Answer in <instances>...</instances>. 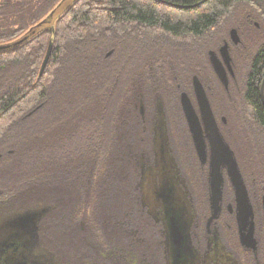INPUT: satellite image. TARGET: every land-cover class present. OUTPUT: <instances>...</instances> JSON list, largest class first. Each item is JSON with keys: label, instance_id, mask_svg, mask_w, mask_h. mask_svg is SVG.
<instances>
[{"label": "trees", "instance_id": "1", "mask_svg": "<svg viewBox=\"0 0 264 264\" xmlns=\"http://www.w3.org/2000/svg\"><path fill=\"white\" fill-rule=\"evenodd\" d=\"M229 22L250 38L229 107L238 128L248 123L244 163L264 192V0H0V219L44 211L40 246L62 258L80 247L143 252L136 238L153 237L156 227L139 201L142 158L152 162L140 109L153 114L143 98L160 93L154 67L170 65L154 64L138 42L105 64L95 46L208 34L217 45Z\"/></svg>", "mask_w": 264, "mask_h": 264}, {"label": "flooded vegetation", "instance_id": "2", "mask_svg": "<svg viewBox=\"0 0 264 264\" xmlns=\"http://www.w3.org/2000/svg\"><path fill=\"white\" fill-rule=\"evenodd\" d=\"M226 43L228 45L229 57L231 59L230 65L233 73L231 75L226 72L228 84L226 88L223 87L224 90L229 89L231 82H233L235 78L234 64L230 56V46L228 42H223V45ZM219 49L217 52H214L221 61ZM208 53L209 51L207 52V59ZM214 76L216 77L215 74ZM216 80L218 81L217 77ZM202 87L204 89L203 85ZM204 91L206 94L205 89ZM182 92H180L177 97L173 95L176 98L172 99L173 102L170 106V111L172 109L174 111L173 113L171 112V116H173V119L176 121L174 122L175 124H172L171 128H177L178 131V136H175L174 143H171V145H168L167 136L164 134L166 125L164 120H162V118H164V113L159 95L147 94L143 98V100L151 101L149 107L152 106L154 110L152 115L148 114L151 116H145L143 108L140 109V119L143 124L142 128H151V141L148 149L150 150L152 162L148 163V158L145 157V159L142 158V163L143 165H150V168H155L161 159L160 155L163 160L166 161L162 169L159 167L156 168L159 172L161 171L160 189L163 191L159 195L162 201H157L155 205L158 207L156 211L149 210L150 207L144 198L142 182L146 176L143 170L141 171L142 175L138 184L141 212L148 219V223L152 227H156L152 232L154 235L153 237H149L148 233H146L145 236L139 239L136 238V241H139L140 245H143H141V248L144 251H140L133 256L132 253L128 251V248L122 249L115 247L107 252L93 251L85 253V249L80 247L82 250L77 254H66L63 258L58 257L48 250H43L40 246L38 239V222L41 216L28 228L30 236L34 237L36 240V246L38 247L36 249L42 250L47 255H50L53 259L51 260L56 264H169L168 261H170V258L166 257V247H169V250L174 253V255H172L173 262L171 264H264V197L261 196V193L264 192L258 184L260 177L257 175V171L254 170V191L249 192L243 170L237 162L236 155L230 148L229 143L223 136L220 124L208 100L218 132L224 142L232 150L246 187L253 211L252 238L246 240L245 233H240L239 231L236 221L234 193L226 176L225 168L221 169L223 183L222 200L220 202L219 211L216 219L210 221V152L208 141L205 139L206 158L204 162H201L196 154L191 135L182 113L179 100ZM187 95L196 113L199 114L193 95L192 79L191 94ZM159 133L161 134L159 137L161 141L158 140ZM177 154L178 157H176ZM174 179L176 180L175 183ZM184 213L187 218H184ZM183 224L186 226L184 232L182 230ZM217 246L226 253L225 256L209 255L210 252L216 251ZM17 247V243L11 241L8 248L17 250ZM187 247L191 249L193 256L184 253V249ZM0 252L2 255L5 254L4 248H1ZM4 262L5 260L1 258L0 264H32L24 259H16L10 263Z\"/></svg>", "mask_w": 264, "mask_h": 264}, {"label": "rangeland", "instance_id": "3", "mask_svg": "<svg viewBox=\"0 0 264 264\" xmlns=\"http://www.w3.org/2000/svg\"><path fill=\"white\" fill-rule=\"evenodd\" d=\"M231 29L237 31L238 37L240 39V44L237 46H233L231 43L229 37V31ZM226 30L227 31L220 37L222 43L217 45L214 42H209V40H211L210 37L212 36L211 34H208L203 38L202 41L199 42H193L191 40L184 41L182 43H174L162 37L140 38L138 40H136V38H117L116 40H113V42L107 43L104 46L100 43H97V45L95 43L96 46H94L100 51V55H104V59L107 58L105 60V64H113L117 62L125 54L129 53L130 48L128 46H132L131 44L134 45L138 42V47L147 53L148 58L155 60L153 62L154 64H157L159 59H165L164 62H167V64L170 65L169 69L166 70V68L159 69V67H154L155 65L151 64V67H154L152 75L155 76L154 80L158 85L157 88H154V91L156 90L155 92H157V89L160 90L158 95L163 108L164 118H162V120H164L166 125L164 134L167 136L168 145H171V143L173 144L175 136H178L177 128H171L172 124H175L174 122H176L175 119H173V116H171V112H174L173 109L170 111V106L173 102L172 99H175L182 91L186 92L187 94H191V79L193 76H197L198 80L202 83L204 89L206 90L207 98L212 106L215 117L220 124L223 136L229 143L230 148L236 155L237 162L240 164L243 170V175L249 192H253L255 183L254 169H248V166L244 163L243 156V151H246L244 149H248L249 152L248 145L252 134L249 131L250 128L248 123L245 124V121L243 124L246 128H238L237 124L239 123L235 117L231 115L229 107L230 102L236 101L235 97L237 96V92L241 86L243 75L245 72H247V58L249 53L245 45L250 42V38L241 34V32L232 25V22L228 23ZM205 41H208L209 43L203 45L202 43ZM223 42H228L230 46V56L234 64L235 71L234 81L231 82V86H229L228 90H224L221 83L216 80V77L209 67L207 59V52H217L218 49L223 45ZM94 46L92 47L93 50L95 48ZM74 49V46L69 47L68 50L66 49V57H64L65 61L66 59H70V57L73 55V53L71 55V52H73ZM173 63L177 67L174 68L172 66ZM173 95H176V97ZM235 105H237V103H235ZM239 118H242V116L240 115ZM158 135V140L161 141L159 138L161 134L159 133ZM160 157L161 159L155 168H150V165H142L143 173L146 176L142 182L144 198L150 207L149 210L154 211L158 209V207L155 206L157 201H162L159 197L161 192H163L160 189L161 171L159 172V170H156V168L159 167L162 169L164 167L163 164H165L166 161L163 160L161 155ZM176 157H178V154ZM183 215L184 218H187L185 213ZM14 220L6 222L0 219V250L1 248H4L5 250V254L3 255L0 252V259L3 258L5 260L4 263H10L16 259H24L31 262L32 264H56L54 261H52L53 259L50 255H47L42 250L36 249L38 248L36 246V240L34 237L30 236L28 232L30 225H27L26 223L19 224ZM185 227L186 226L183 224V232ZM11 241L17 243V250L8 248ZM166 250V257L170 258L168 263L171 264L173 262L172 255H174V253L169 250V247H166ZM184 253L191 254V256H193L189 247L184 249ZM225 254L226 253L221 248H219V246H217L216 251L210 252L209 255L225 256Z\"/></svg>", "mask_w": 264, "mask_h": 264}, {"label": "water", "instance_id": "4", "mask_svg": "<svg viewBox=\"0 0 264 264\" xmlns=\"http://www.w3.org/2000/svg\"><path fill=\"white\" fill-rule=\"evenodd\" d=\"M229 37L233 45L239 44L240 39L236 30L231 29L229 31ZM52 41L53 31L51 30L49 50L52 46ZM219 55L221 61L218 59L214 51H209V65L218 81L224 88H226L228 84L226 72L231 75L233 73L230 65L231 59L229 57L227 43L219 49ZM192 89L199 114L196 113L185 92L180 94L179 100L196 154L201 162H204L206 158L205 139L208 141L210 152V221L216 219L219 211L220 202L222 200L223 183L221 169L225 168L226 176L234 193L236 221L239 231L240 233H245L246 240L250 239L253 234V211L236 159L232 150L224 142L218 132L210 104L197 77L192 78ZM175 181L176 180L174 179V183ZM43 212L27 213L15 218L14 221L19 224L26 223L27 225H33L36 220L42 216Z\"/></svg>", "mask_w": 264, "mask_h": 264}, {"label": "bare ground", "instance_id": "5", "mask_svg": "<svg viewBox=\"0 0 264 264\" xmlns=\"http://www.w3.org/2000/svg\"><path fill=\"white\" fill-rule=\"evenodd\" d=\"M227 74V73H226Z\"/></svg>", "mask_w": 264, "mask_h": 264}]
</instances>
